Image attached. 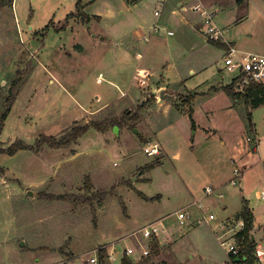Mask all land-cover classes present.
Instances as JSON below:
<instances>
[{
  "label": "rangeland",
  "instance_id": "374dc122",
  "mask_svg": "<svg viewBox=\"0 0 264 264\" xmlns=\"http://www.w3.org/2000/svg\"><path fill=\"white\" fill-rule=\"evenodd\" d=\"M162 4L13 0L0 9V264H94L89 258L99 247L117 256L127 246L139 252L147 241L133 233L162 215L170 229L180 225L188 235L160 232L166 239L160 244L157 237L156 253L150 242L147 264H232L214 226L243 201L264 250V202L256 197L264 189V104L234 100L224 89L233 75L222 48ZM227 8L236 18L244 10L235 1ZM214 20L222 26L218 15ZM134 113L136 120L122 118ZM111 116L120 126H89L67 147L35 150L42 136L58 139L75 125ZM155 142L159 152L145 154ZM234 169L240 174L232 185ZM85 176L92 191L113 192L92 205L41 197L84 193ZM206 187L223 193L219 203L205 202ZM200 198L209 209L182 205ZM180 209L195 224H181ZM209 213L212 220L196 223ZM206 225L212 232H194ZM105 264L119 262L106 252ZM255 264H264V255Z\"/></svg>",
  "mask_w": 264,
  "mask_h": 264
},
{
  "label": "built area",
  "instance_id": "2783aa9c",
  "mask_svg": "<svg viewBox=\"0 0 264 264\" xmlns=\"http://www.w3.org/2000/svg\"><path fill=\"white\" fill-rule=\"evenodd\" d=\"M162 2V1H161ZM189 8L196 12L197 15L200 17V23L202 25L203 34L208 40L212 41H219L227 44V47L224 48V58L223 64L224 68L227 72L231 73L233 77L231 78L230 85L233 86V89L236 92H244L247 87L251 84H260L264 86V54H257L251 52H240L235 46L232 44L226 43L224 38V29L218 26L214 20V13L209 11L205 5L202 3L201 0H198L197 3L189 6ZM154 14L156 16L159 15V11L155 10ZM156 26L153 27V30H156ZM168 34H172V31H167ZM144 80H142L143 82ZM158 143H153L143 148V151L147 155H155L159 151ZM234 177L230 179L231 184L235 185L237 183L236 177L239 176V170L234 169L233 171ZM204 193L206 195L215 194V190L211 187H206L204 189ZM256 197L264 202V189H260L256 192ZM197 208L202 209V205L200 202H194ZM189 207V206H188ZM177 213V220H180L181 224L184 223V218H188L189 213L184 210L180 209L176 211ZM206 221L209 219L212 220L214 218L212 213H209L207 216L204 215ZM189 219V218H188ZM187 219V220H188ZM264 219V215H263ZM202 219H198L197 222L199 223ZM226 222L221 220L218 224L216 229L219 230L216 233V238L219 240V243L226 247L228 250V254L231 253L232 255L238 258V245L235 237V233L240 230L243 226L242 219L236 220V224L230 227H226ZM235 229V230H234ZM232 232V233H231ZM140 233L141 238H139L138 234ZM160 233V226L158 222H151L148 225L142 227L136 233H133L134 238L138 241L140 239H144L147 241L146 245H141V250H138L133 246H127L121 253L122 255H126L127 257H137V260L144 258L145 256L149 255L150 253V242L156 240ZM152 241V242H153ZM100 248V247H99ZM94 250L93 255L89 258L91 263L97 264L99 262L98 259V250ZM261 253L257 250L255 256L260 257ZM120 256V258H121ZM119 258V259H120ZM108 259L110 261H116L117 257L114 255L113 252L108 254Z\"/></svg>",
  "mask_w": 264,
  "mask_h": 264
},
{
  "label": "crops",
  "instance_id": "0c3cea01",
  "mask_svg": "<svg viewBox=\"0 0 264 264\" xmlns=\"http://www.w3.org/2000/svg\"><path fill=\"white\" fill-rule=\"evenodd\" d=\"M161 1L164 5L165 4L168 5L169 16L178 15L181 20H183L185 23H187L189 25V28L191 30L197 32L196 33L197 35H199L205 39L199 16L197 15L196 12L192 11L189 8V6L197 3L198 0H161ZM234 1L238 4V6H244L243 14H241V16L239 18H236L235 15L229 13V10H227L228 9L227 4L229 2H234ZM250 2L252 4H250ZM254 2H255V0L254 1H250V0H241V1H238V0H202V3L205 5V7L208 10L210 9L213 11L214 16L216 14V16L218 15L220 17V19L222 21L221 27L224 29V38H225L226 43L232 44L240 52H251V53H257V54H264V3L262 5H260L261 3H257V2L254 3ZM211 8H213V9H211ZM154 12H155V10H154ZM185 12H186V16L184 15ZM167 31H170V30H167ZM166 34H168V33L166 32ZM138 40H139V38H138ZM141 41L147 42V38L143 37L141 39ZM221 48H222V51L224 53V48L223 47H221ZM135 55L138 59L142 58L141 52L135 51ZM158 90L161 93V91L164 90V87L159 86ZM172 96H174L172 92L166 94V97H172ZM163 97L164 96H161V100H159V101H158V98H159L158 97L156 101H158L159 103H162L164 101ZM254 139H256L255 133L253 135V138H251V140L253 141ZM214 190H215V194H216L215 197L213 196L214 194H211V195L205 194V198H203V199H205V202H207V203L210 202L209 204L214 203L215 201L218 203L220 202V199L224 195L222 192L219 191V189H214ZM200 199L194 200L192 202H186V203H183L182 205L187 206V207L188 206L194 207L195 206V205H193L194 202H200L202 205V209L203 208L209 209L210 208L209 205L204 204L203 199H201V200ZM241 206H240L238 211H234V209L229 211V212L226 211L225 212L226 215L222 218V220H227L228 217H232L233 215H236L240 211ZM223 207L227 210V205H224ZM198 209L202 211V209H200V208H198ZM175 211H177V210H175ZM193 212H194V210H193ZM166 217L168 218L169 216H166ZM202 217H203V220H201L200 222L206 221L204 218V214ZM162 218H163V215L160 216L159 219L155 220V221H160V222H158V224L161 223V224H159L160 232H169V230H170L172 235H175L176 232H179L180 235L179 234L178 235H179L180 240H182L183 238H185L188 235V233L183 232V227L180 225H179L178 230L175 229V231H174V230L170 229V228H174V226H173L174 224H171L170 222H168V219H165L163 221L164 225H162V223H163L161 221ZM190 218H191V216H190ZM190 218H189V220H187L188 224H192V223L195 224V222H193L194 219L190 220ZM233 221H236V219H234ZM196 223H198L197 220H196ZM216 226L217 225H215L214 227H216ZM218 230H219L218 228L217 229L215 228L216 233ZM206 231L212 232L208 226H207V228L206 227L198 228L194 232L206 234ZM213 231H214V228H213ZM263 231H264V227H263ZM252 233H253V235L255 234L254 231H252ZM165 239H166L165 236H161L159 238L160 244H162V242L165 241ZM254 241H255L254 255H255L256 251L258 250L261 253L260 254L261 256L260 257L256 256V257L258 260H260L261 257L264 255V250L260 249L259 246L261 245V243L257 242L255 237H254ZM115 243L116 242L111 243L112 247L115 245ZM106 252H107V254H109V253L114 252V251L108 250ZM165 252H167V251H165ZM114 255L117 257L116 261L119 262V260H120L119 258L121 255L117 256L115 254V252H114Z\"/></svg>",
  "mask_w": 264,
  "mask_h": 264
},
{
  "label": "trees",
  "instance_id": "16d2710c",
  "mask_svg": "<svg viewBox=\"0 0 264 264\" xmlns=\"http://www.w3.org/2000/svg\"><path fill=\"white\" fill-rule=\"evenodd\" d=\"M127 1H135V0H127ZM241 1V0H238ZM13 0H0V9L11 6ZM79 3V2H78ZM210 42H213L220 47L226 48L227 44L219 41H212L209 40ZM12 88L10 89V96L12 94ZM224 89L228 92L230 96L234 100H239V99H244V101L249 105L250 107H257L259 105L264 104V86L260 84H251L249 87L245 89L244 92H236L233 89L232 85L225 86ZM13 99H10L8 103H11ZM4 116V115H3ZM128 118L132 120H136V113L133 114V116H129L126 114V116H122V118ZM1 123V121H0ZM121 124V119H117L115 117H106L103 118L102 120H91L89 122H86L82 125H75L70 128V130L65 133L64 135L60 136L58 139H56L54 136H42L38 141H37V148L35 149L36 151L40 149L42 145H47L51 148H62V147H67L69 146L72 142H75L85 131L88 129L89 126L94 127L95 129L99 131H104L109 127H113L115 125L120 126ZM27 147L24 144H20L18 148H24ZM0 152H3L0 148ZM8 152L13 153L14 150L10 149ZM153 165V163H148L145 164L144 167L139 168V172L143 171L144 169H148ZM0 171L2 169L0 168ZM126 183L128 185H131V180H127ZM114 187H112L109 191L105 189H100V190H95L92 191V183L89 178V176H85L84 178V184H83V190L84 193H62V194H44L41 193V197L46 200H59V201H65V202H72L75 205L78 204H90L92 205L94 202L96 203H102L104 200L105 196L109 192H113ZM142 197L145 199H149L145 195H143L141 192L139 193ZM236 220L242 219L243 221V226L240 230H238L235 233L237 245H238V258L236 256L232 255L229 253V258L232 264H255L257 261V257L254 255L255 251V241L251 239V232H252V227H253V215L248 207L246 201L242 202V206L240 211L236 215ZM158 241L154 240L152 245H151V250L152 252L156 253L158 251ZM105 253L106 249L105 247H100L98 250V259H99V264H105ZM151 256L147 255L146 257L133 261L131 258L127 257L125 254L121 256L119 260V264H147V259H149Z\"/></svg>",
  "mask_w": 264,
  "mask_h": 264
},
{
  "label": "water",
  "instance_id": "95a60500",
  "mask_svg": "<svg viewBox=\"0 0 264 264\" xmlns=\"http://www.w3.org/2000/svg\"><path fill=\"white\" fill-rule=\"evenodd\" d=\"M102 38H104V37H101V39H102ZM163 94H164V92L161 91L160 96H164ZM114 130L116 131V130H117V127H114ZM28 194H29V195H32L31 191H29ZM251 239L254 240V235H253L252 232H251Z\"/></svg>",
  "mask_w": 264,
  "mask_h": 264
}]
</instances>
